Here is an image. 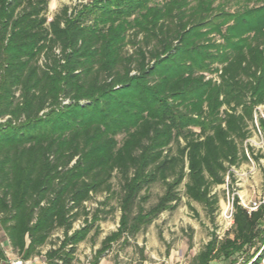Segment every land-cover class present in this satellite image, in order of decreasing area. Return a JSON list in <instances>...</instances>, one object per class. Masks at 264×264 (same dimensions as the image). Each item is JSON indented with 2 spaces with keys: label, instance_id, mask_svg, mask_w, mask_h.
Instances as JSON below:
<instances>
[{
  "label": "trees",
  "instance_id": "obj_1",
  "mask_svg": "<svg viewBox=\"0 0 264 264\" xmlns=\"http://www.w3.org/2000/svg\"><path fill=\"white\" fill-rule=\"evenodd\" d=\"M259 1L230 12L214 0H79L49 16V0H0V264L8 251L75 264L113 198L118 227L90 264L181 195L217 211L212 190L248 161L249 126L264 138ZM232 206L229 230L192 264H264V204Z\"/></svg>",
  "mask_w": 264,
  "mask_h": 264
},
{
  "label": "rangeland",
  "instance_id": "obj_2",
  "mask_svg": "<svg viewBox=\"0 0 264 264\" xmlns=\"http://www.w3.org/2000/svg\"><path fill=\"white\" fill-rule=\"evenodd\" d=\"M257 1L259 0H214V6L222 4L233 12L243 6L253 7ZM78 2L79 0H49V16L62 5L73 6ZM259 4L260 1L257 5ZM255 117L264 119L263 107L257 108ZM249 130L250 135L243 143L249 159L238 168H231L230 178H226L223 185L213 188L212 193L217 195L219 202L217 211L210 218L206 216L201 205L187 202L181 195V202L176 210L161 213L145 230L126 242L122 238L112 243L109 250L102 254L100 264H192L194 256L210 240L213 232L219 237L224 233L221 212L227 202H231L233 198H237L239 202H259L264 199V138L261 132L253 130L250 126ZM114 187L117 188L115 181ZM180 191L182 194L183 189ZM161 192L160 185L153 186L145 207L152 205ZM102 199L103 195L96 196L87 203V207L92 211ZM99 210L103 220L95 223L87 238L78 245L75 264H90L101 246V241L118 227L120 212L116 199H110L105 206H99ZM58 235L60 237V232L54 235L52 240ZM4 239L0 230V241ZM46 249L44 248L42 253ZM7 254L11 262L21 260L10 251ZM34 258L38 263L44 264L42 257ZM237 258L235 264H242L244 256L239 255ZM209 264L229 262L214 260Z\"/></svg>",
  "mask_w": 264,
  "mask_h": 264
},
{
  "label": "built area",
  "instance_id": "obj_3",
  "mask_svg": "<svg viewBox=\"0 0 264 264\" xmlns=\"http://www.w3.org/2000/svg\"><path fill=\"white\" fill-rule=\"evenodd\" d=\"M257 131L260 132L257 128ZM232 202H227L226 206L221 212V217L224 222V233L229 230L233 223V206ZM239 204L249 213L251 211H255L260 205L264 204V199L262 201H249V202H244L243 200H240ZM223 233V234H224ZM222 234V235H223ZM221 237V236H220ZM28 262L22 261V260H16L13 261L12 264H27Z\"/></svg>",
  "mask_w": 264,
  "mask_h": 264
},
{
  "label": "crops",
  "instance_id": "obj_4",
  "mask_svg": "<svg viewBox=\"0 0 264 264\" xmlns=\"http://www.w3.org/2000/svg\"><path fill=\"white\" fill-rule=\"evenodd\" d=\"M8 260H9V264H12V262H11V260H10L9 257H8ZM25 262H28L27 264H40V263L37 262V260L35 258L34 259H31V260H28V261H25ZM101 262H102V260L99 261L98 264H100Z\"/></svg>",
  "mask_w": 264,
  "mask_h": 264
}]
</instances>
